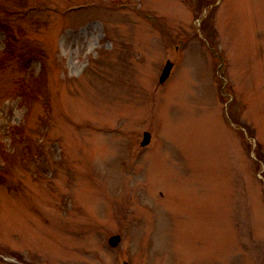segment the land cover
<instances>
[{
  "label": "rangeland",
  "instance_id": "374dc122",
  "mask_svg": "<svg viewBox=\"0 0 264 264\" xmlns=\"http://www.w3.org/2000/svg\"><path fill=\"white\" fill-rule=\"evenodd\" d=\"M125 263L264 264V0H0V264Z\"/></svg>",
  "mask_w": 264,
  "mask_h": 264
},
{
  "label": "water",
  "instance_id": "95a60500",
  "mask_svg": "<svg viewBox=\"0 0 264 264\" xmlns=\"http://www.w3.org/2000/svg\"><path fill=\"white\" fill-rule=\"evenodd\" d=\"M173 67H174V64L172 62L168 61L165 68H164L161 79H160L161 83H164L169 78ZM150 140H151V135L149 133H145V137H144V140L142 142V145L146 146L147 144H149ZM119 242H120L119 236H114L110 239V244L112 246H117L119 244Z\"/></svg>",
  "mask_w": 264,
  "mask_h": 264
},
{
  "label": "trees",
  "instance_id": "16d2710c",
  "mask_svg": "<svg viewBox=\"0 0 264 264\" xmlns=\"http://www.w3.org/2000/svg\"><path fill=\"white\" fill-rule=\"evenodd\" d=\"M17 9H18V8H17ZM19 11H23V10L18 9V12H19ZM10 13H12V12H10ZM20 88L24 89V83L21 84V87H20ZM25 88H26V91H29V90L32 89L31 87L28 88V87H26V86H25Z\"/></svg>",
  "mask_w": 264,
  "mask_h": 264
},
{
  "label": "flooded vegetation",
  "instance_id": "af4514ba",
  "mask_svg": "<svg viewBox=\"0 0 264 264\" xmlns=\"http://www.w3.org/2000/svg\"><path fill=\"white\" fill-rule=\"evenodd\" d=\"M149 146V145H148Z\"/></svg>",
  "mask_w": 264,
  "mask_h": 264
}]
</instances>
